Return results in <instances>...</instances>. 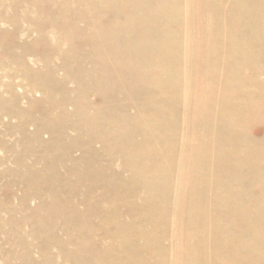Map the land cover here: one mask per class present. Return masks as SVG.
Wrapping results in <instances>:
<instances>
[{
  "label": "rangeland",
  "instance_id": "obj_1",
  "mask_svg": "<svg viewBox=\"0 0 264 264\" xmlns=\"http://www.w3.org/2000/svg\"><path fill=\"white\" fill-rule=\"evenodd\" d=\"M263 14L0 0V264H264Z\"/></svg>",
  "mask_w": 264,
  "mask_h": 264
},
{
  "label": "bare ground",
  "instance_id": "obj_2",
  "mask_svg": "<svg viewBox=\"0 0 264 264\" xmlns=\"http://www.w3.org/2000/svg\"><path fill=\"white\" fill-rule=\"evenodd\" d=\"M259 12H260V11H259ZM256 15H258V14H256ZM260 15H261V14H260ZM263 15H264V14H263ZM262 17H263V16H261V18H262ZM97 32H98V31H97ZM244 32H245V31H244ZM244 32H243V33H244ZM245 33H246V32H245ZM245 33H244V34H245ZM100 35H101V33H100ZM102 35H103V34H102ZM103 36H105V35H103ZM249 36H250V34H249ZM205 38H206V37H205ZM201 40H202V39H201ZM202 41H203V40H202ZM202 41H201V42H202ZM99 44H100V46H101V43H99ZM99 44H98V45H99ZM197 47H198V46H197ZM200 47H201V49H202V46H201V45H200ZM198 49H199V48H198ZM242 50H243V49H242ZM204 51H205V50H204ZM210 51H211V50H210ZM210 51H208V52H210ZM243 51H244V50H243ZM245 51H246V48H245ZM247 51H248V50H247ZM247 51H246V53H247ZM237 52H238V51H237ZM248 52H249V51H248ZM257 52H258V51H257ZM198 53H199V52H198ZM202 53H203V51L201 52V54H202ZM251 53H252V52H251ZM196 55H197V54H196ZM198 55H200V54H198ZM204 55H205V54H204ZM228 55H229V54H228ZM251 55H252V54H251ZM199 57L201 58V56H199ZM249 57H250V55H249ZM251 57H253V56H251ZM181 58H182V57H181ZM196 58H197V57H196ZM200 58H199V59H200ZM201 59H202V58H201ZM181 61H182V60H181ZM250 61H251V60H250ZM252 61H253V60H252ZM181 63H182V62H181ZM199 63H200V62H199ZM211 65H212V64H211ZM235 65H236V64H235ZM238 65H239V64H237V67H238ZM240 66H241V65H240ZM249 66H250V65H249ZM249 66H247V68H249ZM198 69H199V68H198ZM198 69H197V70H198ZM200 69H201V68H200ZM249 69H251V68H249ZM183 70H184V68H183ZM206 71H207V70H206ZM51 72H52V71H51ZM200 72H201V71H200ZM211 72H213V71H211ZM256 72H257V71H256ZM257 73H258V72H257ZM248 74H249V73H248ZM244 75H245V73H244ZM256 75H257V74H256ZM208 79H209V78H208ZM208 79H207V80H208ZM209 80H210V79H209ZM204 81H205V80H204ZM204 84H205V83H204ZM51 86H52V85H51ZM146 86H148V85H146ZM149 86H150V85H149ZM52 87H54V86H52ZM150 88H151V87H150ZM46 89H48V88L46 87ZM63 89H64V88H63ZM206 92H207V91H206ZM44 93H45V92H44ZM46 93L49 94L47 90H46ZM160 95H161V94H160ZM165 95H166V94H165ZM155 96H156V95H155ZM60 97H61V96H60ZM156 97H157V96H156ZM163 97H164V96H163ZM66 100H67V99H66ZM59 101H60V100H59ZM61 101H62V98H61ZM58 103H59V102H58ZM196 103H197V101H196ZM57 105H59V104H57ZM84 105H87V104H84ZM156 105H157V104H156ZM163 105H164V104H163ZM163 105H162V106H163ZM194 105H195V104H194ZM196 105H197V104H196ZM54 106H56V105H54ZM81 106H82V105H81ZM159 106L161 107V105H159ZM159 106H158V107H159ZM164 106H165V105H164ZM84 107H85V106H84ZM151 107H152V105H151ZM53 108L55 109V107H53ZM198 108H199V105L197 106V109H198ZM58 109H59V108H58ZM81 109H82V108H81ZM86 109H87V108H86ZM199 109H200V108H199ZM201 109H202V108H201ZM51 110H52V109H51ZM51 110H50V112H51ZM84 110H85V109H84ZM195 110H196V107H195ZM54 111H55V110H54ZM82 111H83V110H82ZM198 111H199V110H198ZM50 112H49V113H50ZM193 112H194V110H193ZM200 112H201V111H200ZM201 113H202V112H201ZM43 114H44V113H43ZM43 114H42V115H43ZM45 114H46V113H45ZM53 114H54V113H52V115H53ZM197 114H198V113H197ZM205 114H206V113H205ZM57 115H58V114H57ZM195 115H196V114H195ZM202 115H203V114H202ZM42 117H43V116H42ZM52 117H53V116H52ZM59 117H60V116H59ZM53 118H54V117H53ZM55 118H56V116H55ZM47 119H48V118H47ZM47 119H46V120H47ZM53 120H54V119H53ZM58 120H59V119H57V121H58ZM60 120H61V119H60ZM49 121H50V120H49ZM50 122H51V121H50ZM54 122H55V120H54ZM58 122H61V121H58ZM62 122H63V121H62ZM47 123H48L47 125H49V122H47ZM263 123H264V122H263ZM45 124H46V123H45ZM220 124H221V123H220ZM223 124H224V123H223ZM223 124H222V125H223ZM50 125H51V124H50ZM62 125H64V124L62 123ZM224 125H225V124H224ZM51 126H52V125H51ZM58 126H61V125L58 124ZM226 126H227V125H226ZM63 127H66V126H63ZM58 128H59V127H57V129H58ZM74 129H75V128H74ZM220 129H221V128H220ZM223 129H224V128H223ZM75 130H76V129H75ZM232 130H233V129H232ZM230 131H231V130H230ZM224 132H225V131H224ZM231 132H232V131H231ZM231 132H230V133H231ZM227 133H228V132H227ZM232 134H233V133H232ZM234 134H235V133H234ZM234 134H233V135H234ZM235 135H237V134H235ZM77 136H78V135H77ZM165 137H166V136H165ZM155 138H156V137H155ZM161 138H162V137H161ZM161 138H159V139H161ZM48 139H49V138H48ZM156 139H157V138H156ZM236 139H237V138H236ZM236 139H235V140H236ZM162 140H164V139H162ZM62 141H63V140H62ZM87 141L90 142V140H87ZM239 141H240V139L237 140V142H239ZM261 141H263V140L261 139ZM65 142H66V140H65ZM53 143H54V142H53ZM239 143H240V142H239ZM262 143H263V142H261V144H262ZM239 145H240V144H239ZM241 146H242V145H241ZM258 146H259V145H258ZM58 147H59V146H58ZM234 147H237V145L234 146ZM260 147H261V146H260ZM59 148H60V147H59ZM250 148H251V146H250ZM261 148H262V147H261ZM262 149H263V148H262ZM191 150H192V149H191ZM251 153H253V152H251ZM84 154H85V153H84ZM245 154H246V153H245ZM68 155H69V154H68ZM85 155H86V154H85ZM228 155H230V154H228ZM248 155H251V156H252V154H250V152H249ZM83 156H84V155H83ZM171 156H173V155H171ZM256 156H257V155H256ZM89 157H90V156H89ZM161 157H162V155H161ZM178 157H179V156H178ZM229 157L231 158V156H229ZM229 157H227V159H228ZM233 157H234V156H233ZM218 158H219V157H218ZM253 158H254V156H253ZM258 158H259V157H257V159H258ZM163 159H164V158H163ZM171 159H172V158H171ZM224 159H225V158H224ZM227 159H226V160H227ZM239 159H241V157H240ZM87 160H88V159H87ZM221 160H222V159H221ZM221 160H220V161H221ZM230 160H231V159H230ZM230 160H229V162H230ZM232 160H233V159H232ZM234 160H235V158H234ZM234 160H233V161H234ZM248 161H249V160H248ZM262 161H263V159H262ZM262 161H261V162H262ZM76 163H77V162H76ZM214 163H215V162H214ZM223 163H224V162H223ZM230 163H232V162H230ZM230 163H229V164H230ZM220 164H221V163H220ZM188 165H189V164H188ZM218 165H219V163H218ZM227 165H228V164H227ZM232 165H233V163H232ZM246 165H247V164H246ZM248 165H249V164H248ZM248 165H247V166H248ZM253 165H254V164H253ZM215 166H216V164H215ZM215 166H214V167H215ZM222 166H223V165H222ZM249 166H250V165H249ZM217 167H218V166H217ZM220 167H221V166H220ZM231 167H232V166H231ZM253 167H255V165H254ZM191 168H192V167H191ZM223 168H224V166H223ZM251 168H252V167H251ZM251 168H250V169H251ZM193 169H194V168H193ZM212 169H214V168H212ZM218 169H219V168H218ZM253 169H254V168H253ZM261 169H262V168H261ZM214 170H215V169H214ZM220 170H222V169L220 168ZM220 170H219V171H220ZM230 170H231V169H230ZM234 170H235V169H234ZM251 170H252V169H251ZM216 171H217V170H216ZM216 171H214V172L216 173ZM219 171H217V173H218ZM222 171H223V174H224V170H222ZM237 171H238V170H237ZM243 171H244V170H243ZM260 171H261V170H260ZM212 172H213V171H212ZM219 173H220L219 175H221V177H222L221 172H219ZM237 173H238V172H237ZM258 173H259V172H258ZM83 174H84V173H83ZM87 174H88V173H87ZM227 174L229 175V173H227ZM255 174H256V173H255ZM255 174H254V175H255ZM259 174H260V173H259ZM88 175H89V174H88ZM190 175H191V174H190ZM224 175H225V174H224ZM224 175H223V176H224ZM249 175H250V173H249ZM261 175H262V174H261ZM231 176H232V175H231ZM235 176H236V175H235ZM256 176H257V175H256ZM262 176H263V175H262ZM226 177H227V175H226ZM232 177H234V176H232ZM254 177H255V176H254ZM230 178H231V177H230ZM217 179H218V178H217ZM247 181H248V180H247ZM247 181H246V182H247ZM246 182H244V183L247 184ZM179 184H180V183H179ZM177 185H178V184H177ZM109 186H110V185H109ZM185 186H186V185H185ZM110 187H111V186H110ZM127 187H128V186H127ZM164 187H165V186H164ZM174 187H175V186H174ZM176 187H177V186H176ZM161 188H162V187H161ZM131 189H132V188H131ZM163 190L165 191V189H163ZM180 190H181V189H180ZM183 190H184V189H183ZM195 191H196V190H195ZM127 192H129V191L127 190ZM174 193H176V192H174ZM127 194H129V193H127ZM132 194H133V193H132ZM176 194H177V193H176ZM130 195H131V194H130ZM130 195H129V196H130ZM178 196H179V195H178ZM180 197H182V196H180ZM184 197H185V195H184ZM130 198H131V197H130ZM128 199H129V198H128ZM180 199H181V198H180ZM177 200H178V199H177ZM179 201H181V200H179ZM130 202H134V201L131 200ZM174 203H175V202H174ZM177 203H178V202H177ZM133 204H134V203H133ZM193 204H194V203H193ZM177 206H178V205H177ZM179 206L181 207V205H179ZM184 206H185V205H184ZM133 209H135V208H132V210H133ZM135 211H136V210H135ZM177 212H178V211H177ZM178 214H179V213H178ZM180 219H181V218H180ZM84 223H85V222H84ZM124 224H125V223H124ZM89 225H90V224H89ZM89 225H88V226H89ZM82 226H83V225H82ZM90 227H91V226H90ZM173 227H174V226H173ZM89 229H90V228H89ZM92 229H93V228H92ZM82 230H83V229H82ZM90 230H91V229H90ZM154 234H155V233H154ZM151 236H152V235H151ZM124 241H125V240H124ZM173 246H174V245H173ZM85 247H86V244H85ZM175 247H176V246H175ZM133 249L135 250L136 248L133 247ZM83 250H84V249H83ZM110 250H111V249H110ZM137 251H138V250H137ZM172 251H173V250H172ZM174 251L176 252L175 249H174ZM170 253H171V252H170ZM128 254H129V253H128ZM138 254H139V253H138ZM173 254H174V253H173ZM112 255H113V254H112ZM126 255H127V254H126ZM221 255H222V254H221ZM127 256H129V255H127ZM133 256H134V258H135V255H133ZM175 257H176V256H175ZM180 257H181V256H180ZM128 258H130V256H129ZM128 258H127V259H128ZM132 258H133V257H132ZM107 259H108V258H107ZM122 259H123V257H122ZM106 261H107V260H106ZM111 261H112V260H111ZM111 261H110V264L112 263ZM124 261H125V259H124ZM174 261H175V260H174ZM179 261H180V260H179ZM108 262H109V261H108ZM108 262H107V263H108Z\"/></svg>",
  "mask_w": 264,
  "mask_h": 264
}]
</instances>
